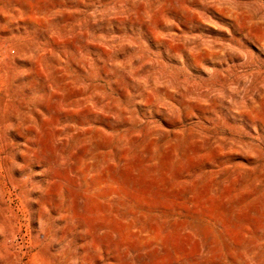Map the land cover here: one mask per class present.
Returning a JSON list of instances; mask_svg holds the SVG:
<instances>
[{
  "label": "rangeland",
  "instance_id": "obj_1",
  "mask_svg": "<svg viewBox=\"0 0 264 264\" xmlns=\"http://www.w3.org/2000/svg\"><path fill=\"white\" fill-rule=\"evenodd\" d=\"M0 264H264V0H0Z\"/></svg>",
  "mask_w": 264,
  "mask_h": 264
}]
</instances>
